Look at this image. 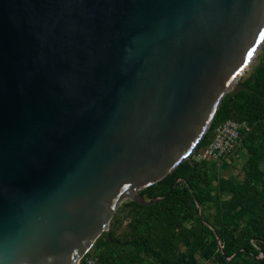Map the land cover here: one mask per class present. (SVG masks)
I'll list each match as a JSON object with an SVG mask.
<instances>
[{
  "label": "water",
  "instance_id": "obj_1",
  "mask_svg": "<svg viewBox=\"0 0 264 264\" xmlns=\"http://www.w3.org/2000/svg\"><path fill=\"white\" fill-rule=\"evenodd\" d=\"M264 0H0V264H80L197 147ZM252 53L249 57V53Z\"/></svg>",
  "mask_w": 264,
  "mask_h": 264
},
{
  "label": "trees",
  "instance_id": "obj_2",
  "mask_svg": "<svg viewBox=\"0 0 264 264\" xmlns=\"http://www.w3.org/2000/svg\"><path fill=\"white\" fill-rule=\"evenodd\" d=\"M254 77L255 84L245 83L255 91L241 89L227 93L213 118V124L227 118L249 122L253 129L245 136L246 141H250L257 130L264 132V77ZM209 135L210 131L197 148L207 143ZM255 150L250 153L243 187L230 179L222 177L219 180L220 191L233 193L231 200L222 202L226 214L224 221L221 215L211 224L208 217H198L197 202L201 203V198L191 189L210 183L209 170L198 162L183 161L163 180L140 191L148 200L162 199L150 205L128 200L117 211L110 224L119 228L126 218H130L127 231L124 237L118 238L103 232L99 240L105 242V246L101 245L103 242L95 246L101 260L105 264H141L140 260L145 257L149 264H189L179 252L182 243L192 244L207 259L214 258L222 264H227L226 258L236 252L264 253V182L262 188L255 182L254 172L260 161ZM211 163L216 171H221ZM247 208L249 215L242 224L241 213L238 214L237 210L246 212ZM214 230L222 238V249H218L216 238L210 239V235L214 237ZM260 262L264 264V256ZM80 264H86L85 260Z\"/></svg>",
  "mask_w": 264,
  "mask_h": 264
},
{
  "label": "rangeland",
  "instance_id": "obj_3",
  "mask_svg": "<svg viewBox=\"0 0 264 264\" xmlns=\"http://www.w3.org/2000/svg\"><path fill=\"white\" fill-rule=\"evenodd\" d=\"M264 77V39L258 46L256 52L254 53L250 63L246 69L241 73L239 81L245 82L249 81L251 84H255L256 79L253 76ZM253 139V140H252ZM243 145L240 149V156H238L234 162L228 167L222 169L220 172L216 171L207 158H201L197 153L192 152L184 161L189 162H198L203 168L206 167L209 170L210 174V183L207 185H199L198 187L191 189V192L194 195H199L201 198V203L198 204V217L203 218V216L208 217L209 223L215 222L218 215H221L222 221L226 219L225 210L222 207V202L225 200H231L233 198L232 192H222L219 190V180L220 178L230 179L234 184L244 186L246 182V170L248 165V160L250 153L253 150H257V157L260 156L259 166L255 170L254 175L256 178V184L258 187L262 188L264 182V132L259 129L254 133L253 138L248 139V141L243 140ZM255 150V151H256ZM143 188H140L141 191ZM121 202L118 204L115 213L122 207V205L127 202ZM248 208L246 212L244 209L237 210V213L240 214V223H245L248 218ZM123 213V212H122ZM124 214V213H123ZM122 214V215H123ZM112 218V220H113ZM111 220V221H112ZM130 218H126L123 224L119 228H114V226L109 225V230L112 238L124 237V234L127 231V224L129 223ZM214 237L210 235V239L216 238V243L218 249L223 248L222 238L217 234V231L214 230ZM97 245L94 244V247L91 251L96 252L95 246H100L99 243L103 242L102 240L97 239ZM95 242V243H96ZM256 243L255 240H253ZM102 246H105V242L101 243ZM215 253V248L213 250ZM179 252L183 254L189 264H222L220 261L211 258L207 259L203 256L198 248L193 246L190 243H182L179 249ZM264 256V253L261 251L259 254L236 252L232 256L226 258L227 264H261L260 260ZM141 264H149L148 259L143 257L140 260Z\"/></svg>",
  "mask_w": 264,
  "mask_h": 264
},
{
  "label": "built area",
  "instance_id": "obj_4",
  "mask_svg": "<svg viewBox=\"0 0 264 264\" xmlns=\"http://www.w3.org/2000/svg\"><path fill=\"white\" fill-rule=\"evenodd\" d=\"M213 121L214 119L205 133L207 135L210 131L207 143L199 148L196 147L193 152L201 158L209 159L218 170H222L240 156L243 140L252 131L253 125L247 121H238L231 118L214 122V124ZM93 247L94 245L85 253L82 260H85L86 264H105L97 252L91 251Z\"/></svg>",
  "mask_w": 264,
  "mask_h": 264
},
{
  "label": "snow or ice",
  "instance_id": "obj_5",
  "mask_svg": "<svg viewBox=\"0 0 264 264\" xmlns=\"http://www.w3.org/2000/svg\"><path fill=\"white\" fill-rule=\"evenodd\" d=\"M248 55H249V57H251L252 53L250 52Z\"/></svg>",
  "mask_w": 264,
  "mask_h": 264
}]
</instances>
